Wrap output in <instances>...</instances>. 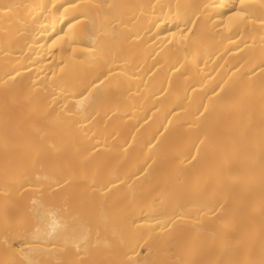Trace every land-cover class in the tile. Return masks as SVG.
Returning <instances> with one entry per match:
<instances>
[{"label": "bare ground", "instance_id": "bare-ground-1", "mask_svg": "<svg viewBox=\"0 0 264 264\" xmlns=\"http://www.w3.org/2000/svg\"><path fill=\"white\" fill-rule=\"evenodd\" d=\"M0 264H264V0H0Z\"/></svg>", "mask_w": 264, "mask_h": 264}]
</instances>
